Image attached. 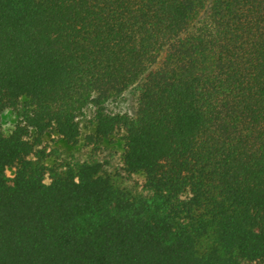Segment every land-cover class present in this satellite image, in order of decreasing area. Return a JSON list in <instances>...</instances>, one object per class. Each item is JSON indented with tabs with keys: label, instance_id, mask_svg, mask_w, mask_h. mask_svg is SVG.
Returning <instances> with one entry per match:
<instances>
[{
	"label": "trees",
	"instance_id": "16d2710c",
	"mask_svg": "<svg viewBox=\"0 0 264 264\" xmlns=\"http://www.w3.org/2000/svg\"><path fill=\"white\" fill-rule=\"evenodd\" d=\"M6 110L0 264H264V0H0Z\"/></svg>",
	"mask_w": 264,
	"mask_h": 264
},
{
	"label": "rangeland",
	"instance_id": "374dc122",
	"mask_svg": "<svg viewBox=\"0 0 264 264\" xmlns=\"http://www.w3.org/2000/svg\"><path fill=\"white\" fill-rule=\"evenodd\" d=\"M211 0H208V3ZM137 86L127 89L120 94L115 100L108 103V108L112 111L120 110L134 113L136 108ZM90 115L87 110L86 118ZM84 118L81 122V136L77 144L67 143L59 136L53 133H45L42 137V145L46 151L50 153L45 163L51 164L55 159H98L106 161L110 167L118 165L123 154V140L121 139V131H118L102 142L101 148L95 151L87 144L85 136L92 130L93 126H87V120ZM15 122V116L10 110L3 112L0 121V130L9 133ZM8 175L13 174V168L6 169Z\"/></svg>",
	"mask_w": 264,
	"mask_h": 264
}]
</instances>
